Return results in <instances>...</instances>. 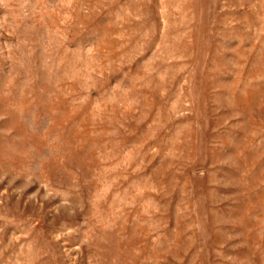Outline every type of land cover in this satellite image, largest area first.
<instances>
[{"label": "rangeland", "instance_id": "1", "mask_svg": "<svg viewBox=\"0 0 264 264\" xmlns=\"http://www.w3.org/2000/svg\"><path fill=\"white\" fill-rule=\"evenodd\" d=\"M0 264H264V0H0Z\"/></svg>", "mask_w": 264, "mask_h": 264}]
</instances>
